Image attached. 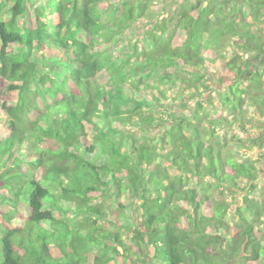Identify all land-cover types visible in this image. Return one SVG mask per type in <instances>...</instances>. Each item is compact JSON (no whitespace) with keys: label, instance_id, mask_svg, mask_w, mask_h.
Masks as SVG:
<instances>
[{"label":"trees","instance_id":"obj_1","mask_svg":"<svg viewBox=\"0 0 264 264\" xmlns=\"http://www.w3.org/2000/svg\"><path fill=\"white\" fill-rule=\"evenodd\" d=\"M156 1L0 0V264H264V0Z\"/></svg>","mask_w":264,"mask_h":264},{"label":"rangeland","instance_id":"obj_2","mask_svg":"<svg viewBox=\"0 0 264 264\" xmlns=\"http://www.w3.org/2000/svg\"><path fill=\"white\" fill-rule=\"evenodd\" d=\"M127 1H131V0H109L108 4H112V5H124ZM176 0H158L156 1V4L152 7H150V11H152V15H153V19L154 21H157V19H162L163 17L166 16H170L172 14V12L175 9V3ZM180 1V0H177ZM188 1H193V0H188ZM105 9V7L103 8ZM6 11V9H4ZM3 11V10H2ZM106 17V16H105ZM151 21V20H150ZM152 23L150 22H146V24L141 23L139 28H134L132 27L127 34H125L126 39H128L129 41H133L135 43H138V45L141 47L142 44L144 43L145 40V31L148 30L151 26ZM263 30H264V25L262 26ZM107 47H104V49ZM98 48H95V50H97ZM121 50V48H118L117 50V54H119V51ZM41 56V55H40ZM264 61V57L263 56H256L253 60H252V69L258 67L257 65H260L262 62ZM251 69V68H250ZM201 72H204L203 69L200 70ZM246 73H250L249 70L247 69ZM208 78H210V76H208ZM164 89H168L169 92L167 93V98L162 100L161 103L159 104L158 108L155 109H149V112H152L153 115L155 117H159V118H163V119H167L168 114H176V115H186V116H192L195 110V100L190 99V94H182L177 87L175 88H168L165 87ZM126 93L131 96V97H136L138 96L139 98L144 97V98H148L147 95V91L145 90H140L139 94H136V92H134V90L127 88ZM136 95V96H134ZM214 91L213 92H205L203 95V98L201 99L204 105V108L207 109L210 112L212 111V106H210L211 104H209L208 98L209 96L211 97V101L214 100ZM249 116L253 115L254 119L256 118V113L254 112H250L248 113ZM7 116L3 115V120L4 123L6 121ZM157 131V130H156ZM156 131L154 133H156ZM161 131V129H160ZM220 136L221 138L227 137L228 138V142L230 143H234L238 135V132L236 131H232V132H228L227 130H221L220 132ZM252 134H254L255 132H251ZM140 135V133L138 132L137 135ZM231 148L233 150V152L238 155L239 157H242L243 155H245L246 150L244 149H240L237 146L231 144ZM250 155H252L251 157L260 161L258 162V166H262V163H264V150H261L259 148H255L254 150L248 152ZM246 156V155H245ZM49 189H51L54 193L55 192H60V189L56 186L53 185H46ZM261 197L259 198L260 201H264V194L262 191H260ZM228 200V196H225ZM240 197V196H239ZM115 198H109L107 201V205L108 203L111 204V202L114 201ZM103 199L99 200V201H95V203H100ZM122 201V198H121ZM112 209L116 210L117 207L115 206V204H113ZM119 212V210H116ZM114 219V218H112ZM76 220V219H75ZM122 233H126L127 231L124 228H120L119 229ZM129 236V240L131 237V234H128ZM149 253L151 256H153V249L150 248L149 249Z\"/></svg>","mask_w":264,"mask_h":264}]
</instances>
